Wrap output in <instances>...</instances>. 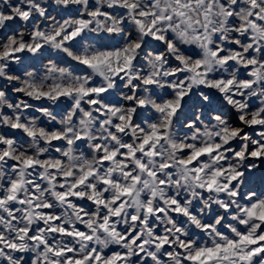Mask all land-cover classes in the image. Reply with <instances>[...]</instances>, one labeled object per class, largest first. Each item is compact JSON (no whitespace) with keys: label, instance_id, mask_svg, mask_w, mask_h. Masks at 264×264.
I'll use <instances>...</instances> for the list:
<instances>
[{"label":"snow or ice","instance_id":"snow-or-ice-1","mask_svg":"<svg viewBox=\"0 0 264 264\" xmlns=\"http://www.w3.org/2000/svg\"><path fill=\"white\" fill-rule=\"evenodd\" d=\"M0 264H264V0H0Z\"/></svg>","mask_w":264,"mask_h":264}]
</instances>
